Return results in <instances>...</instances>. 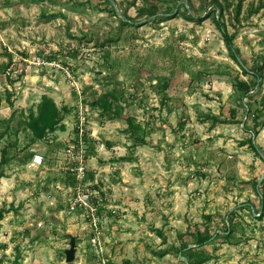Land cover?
Masks as SVG:
<instances>
[{
    "label": "rangeland",
    "instance_id": "1",
    "mask_svg": "<svg viewBox=\"0 0 264 264\" xmlns=\"http://www.w3.org/2000/svg\"><path fill=\"white\" fill-rule=\"evenodd\" d=\"M45 95L69 134L33 143L28 117ZM263 100L264 0H0V264H74L51 225L74 188L49 173L80 140L91 186L118 206L104 224H147L108 264H264ZM35 153L50 170L32 166ZM199 234L213 236L203 248ZM89 240L84 262L102 264Z\"/></svg>",
    "mask_w": 264,
    "mask_h": 264
},
{
    "label": "built area",
    "instance_id": "2",
    "mask_svg": "<svg viewBox=\"0 0 264 264\" xmlns=\"http://www.w3.org/2000/svg\"><path fill=\"white\" fill-rule=\"evenodd\" d=\"M80 136H83L86 116L81 117ZM85 142L78 144H70L66 148L68 163L59 167V170L65 169L66 173L71 175L74 180L73 191L74 197L69 200L67 208L64 210L69 214L79 213L87 218L89 228L92 233L91 244L95 247L97 254L101 256V263L107 264L103 257L104 245L102 243L103 224L105 222L104 210L107 207V197L104 196L101 187H92L93 183L89 179L88 167L86 163V147ZM104 148V145L101 146ZM45 157L41 153H35L31 159L32 166H44Z\"/></svg>",
    "mask_w": 264,
    "mask_h": 264
},
{
    "label": "crops",
    "instance_id": "3",
    "mask_svg": "<svg viewBox=\"0 0 264 264\" xmlns=\"http://www.w3.org/2000/svg\"><path fill=\"white\" fill-rule=\"evenodd\" d=\"M57 135H59V139H65L67 137V135L69 134L67 130H58L55 132ZM67 133V134H66ZM36 167V166H34ZM60 167V166H59ZM59 167H55V168H51L53 169L52 173H49L52 176L53 182L52 184L54 186H56V188L62 189V187H66L69 188L70 190L73 189V185H74V180L71 181L69 174L66 173V171H59ZM62 167V166H61ZM113 167V166H111ZM101 168V172L102 171H106V169ZM37 169H42V172H44V169L50 170V168H48L47 163H45L44 166H40ZM55 169V170H54ZM114 169V168H113ZM111 173H114L110 170ZM67 177L66 181L61 180V176L64 175ZM99 175V174H98ZM67 181H71L72 184H68ZM68 184V185H67ZM117 194H113L111 196H114ZM53 197V195L51 196ZM53 200L51 203L54 204L56 203V201L58 199L57 196L53 197ZM108 199V198H107ZM63 202H65L64 205L63 202L59 201L60 205H62L63 209L61 210V214L57 215V217L60 220L59 223L57 224H51L53 228L57 229L59 232L58 234V240H60L62 242L63 245H66L67 242L70 240L72 242L73 238H77L76 243H77V251H76V260L75 262H73L74 264H89V263H85L84 260H90V257L88 256V254L84 253L86 250L84 249V247L82 246L84 244V241H79L80 237L84 236H88L90 235V240H89V246L91 247V250L95 253L96 257L98 258V261L101 263V256L97 254V251L95 249L94 246H92L91 244V237H92V233L91 230L89 228V225L87 223L84 222L82 217H78V213H73L70 214L69 217L65 216L64 213L66 214V212L64 211V207L67 206L68 201L66 199H62ZM117 200V199H116ZM119 201H121V198L119 197ZM108 208L105 210V214L106 217H108L110 212H116V208L118 207L117 205H113V204H107ZM67 208V207H66ZM106 221V220H105ZM111 221V219H110ZM113 221V220H112ZM147 227V224H103V234H102V243L104 245V252H103V257L106 259L107 261V257L109 254L110 249H113L114 246L117 244H121L122 241L126 242L128 240H135L136 239V232L135 229H145ZM158 228V227H157ZM56 237V238H57ZM142 237V236H141ZM66 243V244H65ZM66 250L67 248H64V252L66 255ZM116 260H113V262ZM108 264V263H107Z\"/></svg>",
    "mask_w": 264,
    "mask_h": 264
},
{
    "label": "trees",
    "instance_id": "4",
    "mask_svg": "<svg viewBox=\"0 0 264 264\" xmlns=\"http://www.w3.org/2000/svg\"><path fill=\"white\" fill-rule=\"evenodd\" d=\"M201 19V17H199ZM219 27L221 28L223 32V38L226 44L230 47L232 53V57L240 62L239 60V52L237 48L235 47L234 44V35H230L225 27L224 24H222L219 20ZM183 68L188 71L190 76L195 80V72H193L191 69L187 68L186 64H182ZM256 78H262L263 77V71H256L253 72ZM235 86L238 89V91L242 92L243 96H247L252 92V88L250 84L242 80L240 78H237L235 80ZM262 103V109L260 111H264V100L261 102ZM94 106L99 107L100 109H107L108 108V103L103 100H98L94 103ZM127 123L129 125L130 130H136V129H141L142 126L141 124H137L135 122V119L131 116H128L127 118ZM28 127L30 130H32L34 137L32 139L33 143L37 142V140H42L45 137H47L49 134L54 133L58 130H65L66 126L64 124V115L62 114V109L59 107L57 102L53 100L52 97L45 95L42 99V102L38 106V111L37 113L35 111H31L29 117H28ZM259 131L255 130L254 131V136H257ZM145 143V142H143ZM247 143L258 153H260V149L258 145L256 144L253 135L248 138ZM34 156V155H33ZM33 158V157H32ZM31 158V159H32ZM5 160L0 161V167L4 165ZM224 163V161H223ZM223 171V169L221 168ZM3 175L2 172L0 173V176ZM71 175H69L70 177ZM74 183V182H73ZM257 186V184H256ZM5 210L0 209V228H1V221L3 220L5 216ZM262 214H264V199H263V208H262ZM157 231V230H154ZM228 231H231L229 228ZM160 232V230H158ZM213 236L211 235H202L199 234L197 238V243L200 248H203L206 246L212 239ZM186 249V248H185ZM184 250V249H182ZM166 252H163L161 254H165Z\"/></svg>",
    "mask_w": 264,
    "mask_h": 264
},
{
    "label": "water",
    "instance_id": "5",
    "mask_svg": "<svg viewBox=\"0 0 264 264\" xmlns=\"http://www.w3.org/2000/svg\"><path fill=\"white\" fill-rule=\"evenodd\" d=\"M77 243L73 238L70 248L66 250V260L67 262H73L76 259Z\"/></svg>",
    "mask_w": 264,
    "mask_h": 264
}]
</instances>
